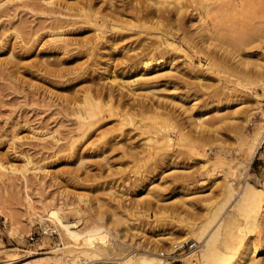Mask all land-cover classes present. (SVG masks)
<instances>
[{"label": "rangeland", "instance_id": "1", "mask_svg": "<svg viewBox=\"0 0 264 264\" xmlns=\"http://www.w3.org/2000/svg\"><path fill=\"white\" fill-rule=\"evenodd\" d=\"M128 1L115 0L113 8L107 0H0V159L19 169L29 157L34 167L26 179L0 173V264H92L73 242L70 252L59 251L63 246L57 230L60 221L80 231L90 216L102 222L96 233H111L110 244L114 240L134 253L157 245V254L168 255L171 244L182 240L185 223L201 228L213 218V228L230 210L235 193L213 217L225 199L220 190L227 181L238 189L243 183L264 184V140L250 162L246 153L247 140L264 113V39L259 48L234 53L242 33L258 31L264 37V17L222 18L217 22L220 32L214 34L218 40L210 47L197 39L182 41L183 31L168 27L165 37L178 50L145 68H154L157 77L147 85L143 80L132 85H140L137 92L145 95L134 100L106 84L104 76L135 79L133 74L144 70L139 64L148 53L144 48L154 38L137 28L115 31L105 25L97 31L92 23L104 12L129 10L143 0ZM80 5L95 16L93 25L75 16ZM171 26L177 27L174 22ZM97 34L104 38L96 40ZM55 35L67 40L65 49H50ZM82 39L89 40V50L77 44ZM186 54L194 67L187 65ZM210 56L224 66L212 67ZM110 92L113 105L101 109L96 125L81 138L73 104H81L85 95L94 104L106 102ZM214 104L219 110L207 115L214 117L206 124L210 131L204 124L205 130L196 132L201 129L191 126L189 117ZM131 105L144 106L135 111ZM151 106L163 117L152 118ZM218 116L223 117L220 123ZM181 128L193 129L192 134L179 140ZM164 138L168 144L154 143ZM30 198L50 220L40 222L30 213ZM47 226L57 234L47 232ZM261 233L256 228L247 235L260 242ZM159 235L171 239L155 244ZM186 242L195 244L193 239ZM72 252L82 256L74 259ZM109 254L93 264H118Z\"/></svg>", "mask_w": 264, "mask_h": 264}, {"label": "bare ground", "instance_id": "2", "mask_svg": "<svg viewBox=\"0 0 264 264\" xmlns=\"http://www.w3.org/2000/svg\"><path fill=\"white\" fill-rule=\"evenodd\" d=\"M133 1L134 0H129L128 2L133 3ZM121 2H123V0H121ZM107 3L109 4V7L115 8V0H107ZM3 4H0V7ZM80 6H77L78 9H76L78 10L79 14H77L78 12L76 11L75 16L77 15L76 17L85 18V20H87L86 23L89 25L94 24L93 26L97 31L100 26L102 27L105 25L110 26L111 30L113 29L115 31L123 30L126 27L127 29L137 28L139 29V33H144L150 38L151 36L154 38L151 39L150 44L147 45L146 48H144V50H148V53L145 54L142 60L139 61V64H141L144 70H137L135 74H133V76L136 77L135 79H124L121 75L120 79L118 80V78L115 75L113 76L112 73H110L106 77L104 76V79L107 80L105 82L106 84H109V86H115L118 90L124 91V94L126 96H128L130 99L135 98L134 100H136L137 97H143L144 94L137 92V90L141 88L139 84V86L135 87L132 85H135L142 80L144 85H147L149 80L157 77L158 72L155 71L154 68H145L149 67L152 62L161 61L163 58V54L165 55L169 50H178V48L175 47V42L165 37L169 34L167 30L168 27L172 29L175 28L177 30H182L184 33L181 37L182 41H189L190 38L197 39L204 46L210 47L212 45V42L218 40L214 38V34L217 35V31L218 33L220 32L217 22L222 18L236 15H239L243 19H249L257 16L264 17V0H143L142 2H138V4L135 6L130 5L129 10L122 9L119 12H115L116 15L112 12H104V15L102 13V17L100 19H96L95 16L93 18L89 17L84 5L81 7ZM185 18H187L186 21L189 22V29L187 30L186 28H184ZM91 19H94V21L92 22L93 24L90 21ZM172 22L176 23L177 27H172ZM150 31H156V33L152 34ZM247 34L248 33H242V35L236 37L235 40H237L238 42L234 44V49H238L235 50L234 53L241 50L242 48L250 50L256 47L259 48V45L264 37L258 34V31L254 32L253 36L251 34ZM60 36L61 35L52 36L51 41L53 46L50 49L57 51L58 49H65V47L68 46L67 40L62 39ZM95 38L96 40L101 41L104 37L97 34ZM89 43V40L86 39H82L77 42V44L81 48L82 46L87 47ZM89 49L87 47V50ZM185 58H187V65L189 67H194V62L191 60V57L186 54ZM209 63L212 67L216 68L219 66H224L222 60H213L212 56L209 57ZM242 63L245 64V60ZM215 64H219V66H215ZM106 67H108V63H106ZM147 89H154V87H148ZM153 92H155V90ZM87 96L85 95L83 97V102L81 104L79 103L80 105L76 104L75 106L73 104V108H75L77 115L76 127L81 138L84 137L87 132H89L96 125L99 120V113L101 109L103 107L110 108L113 105V100L115 98L113 92H110L105 97L106 102H104L103 99L102 103L98 102L97 104H94L95 102L91 101L92 98L89 96L88 99ZM142 106L139 105L137 107V105H131V109L133 108L136 111L138 108H142ZM147 106L146 109L148 108ZM218 110V106L215 105L211 107V110H201L202 112L198 111L197 117H189L190 125L201 129H196V132L204 131L205 129H202L204 124L206 125L208 123V119L212 117L211 121L214 120V117L212 115L211 117H208L207 115L211 111ZM144 111L146 110L144 109ZM149 111L152 112V116H154L152 118L154 119L155 117H163V115L158 113L157 109L155 110V108H153L152 106L149 107ZM216 114L217 112L214 115L215 117ZM166 116L165 117L169 119L170 116L167 114ZM219 117L220 116L217 117L218 119L215 118L219 120V122H216L217 120H215L216 123H220L223 121V117ZM261 117L262 121L259 122L256 128L253 129L250 138L247 140L246 153L249 162L255 156L257 148L259 147L261 141L264 140V113H262ZM206 126L209 129V125ZM191 130H189L190 133ZM190 133L188 131L185 132L184 129L182 130L181 128L178 131L179 140H183L184 138L189 137L192 134ZM46 135L47 133L43 134L40 140H44L47 137ZM53 135L54 134L52 132L49 133L48 138L50 137L52 139L54 137ZM154 143L158 146H162L166 143L168 144L165 138L162 141L156 140L154 141ZM72 147L73 145H71V149ZM24 159L25 164L19 169L13 166H5L4 161L2 162V160L0 159V173L7 172L11 176L19 173L20 176L23 177V179H26V172L34 167L29 157H26ZM232 182L233 181H227L221 188L220 192H222V195H225V202L222 200L223 203L220 207L218 206L217 212H214L215 214H213V217H217V214L224 208V204H227L229 202L228 200H231L230 197H232L235 193L237 197L230 205V210L226 212V215L218 220L213 228H210L213 224V218L209 220L211 222H207V225L205 224L204 226H200L201 228L195 226L192 223H185L180 229L182 231V240L179 242L175 241L171 244V246L169 247L171 248L170 253L168 255H165L164 251H158L157 254L155 250L157 245L153 246L152 249L148 248V250H143V252L134 253V251H130L128 248H126L127 246L119 248V246L117 245L122 244L115 245L114 240H112V243L110 244L109 242L111 241V233L106 231L102 233H96V231L99 230L100 227L102 228L103 225L101 224L102 222H100V224H98V222L95 223L93 221L94 219L92 220L93 217L91 218V216V219H86V222L83 224V227L80 231H71V229L68 228L66 224H63L60 221L58 222V226H60V229L57 230L59 231L58 234L63 246L58 250L65 252L66 249H70V252L71 250H73L72 247L75 244L79 246V248L77 249H83V251H81L80 253H82L83 255H87V259H91L90 262L92 261L93 263H95V261L93 260L98 261L100 257L102 258L104 256H107L109 253H113V257H117L115 259L116 261H118V264H171L175 260L182 261L181 263L183 264H264V257L259 256L260 252L264 251V238H261L260 242H255L254 239H251L250 236L247 235L250 231L256 228L259 229V232H264V184L257 186L253 183H243L241 185V188L238 189L233 186ZM149 185H152V182H149L148 186ZM148 186L146 187L148 194H153L151 192V187L147 189ZM153 188L155 187L153 186ZM236 191L238 192L237 194ZM180 192L181 193L179 194L185 197V191ZM26 204L27 208L31 210L30 213L34 214L37 220H39L40 222L44 221V223L45 221L50 220L49 218H45L38 213V210H36L35 206L33 205L34 203L31 198L29 199V201H27ZM10 222L12 223V221ZM12 229L14 230V228ZM52 229L56 231L55 227H53ZM261 234L264 235V233ZM78 235L82 236V238H80ZM157 237L158 238H156L154 242L156 241L155 244L158 245L161 244L163 240H166L168 238L171 239V237H165L162 235H159ZM188 239H193L195 241L194 248L190 249L191 251L188 254H184L185 252H182V256L181 254H175V256H173L174 245L184 243ZM72 242L74 244H72ZM70 254L74 255L75 253L72 252ZM78 255L75 254L73 258H77ZM110 255L111 254H109L108 256ZM81 256L79 255V257ZM171 258L173 259V261H171ZM77 261L80 260H76V262ZM73 263H75V261Z\"/></svg>", "mask_w": 264, "mask_h": 264}, {"label": "built area", "instance_id": "3", "mask_svg": "<svg viewBox=\"0 0 264 264\" xmlns=\"http://www.w3.org/2000/svg\"><path fill=\"white\" fill-rule=\"evenodd\" d=\"M47 228H48L47 232H49L51 235L57 234L56 231L54 229H52L53 226L47 227ZM30 239L32 240V238H30ZM192 248H194V245L193 244L188 245V242H184L181 244H175L174 248H173L174 249L173 255L181 254L182 252H186L187 250H190Z\"/></svg>", "mask_w": 264, "mask_h": 264}]
</instances>
